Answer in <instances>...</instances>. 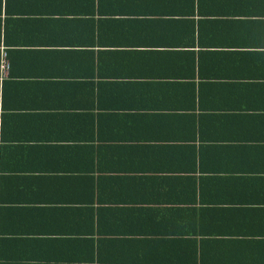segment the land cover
I'll list each match as a JSON object with an SVG mask.
<instances>
[{
  "label": "crops",
  "instance_id": "crops-1",
  "mask_svg": "<svg viewBox=\"0 0 264 264\" xmlns=\"http://www.w3.org/2000/svg\"><path fill=\"white\" fill-rule=\"evenodd\" d=\"M0 264H264V0H0Z\"/></svg>",
  "mask_w": 264,
  "mask_h": 264
},
{
  "label": "trees",
  "instance_id": "trees-1",
  "mask_svg": "<svg viewBox=\"0 0 264 264\" xmlns=\"http://www.w3.org/2000/svg\"><path fill=\"white\" fill-rule=\"evenodd\" d=\"M88 242H91V240H89ZM93 242V241H92ZM118 244L113 245V241H108L110 246H120V247H131V239H122L120 241H117ZM94 246H102L103 242L101 241L98 245L93 244Z\"/></svg>",
  "mask_w": 264,
  "mask_h": 264
},
{
  "label": "built area",
  "instance_id": "built-area-1",
  "mask_svg": "<svg viewBox=\"0 0 264 264\" xmlns=\"http://www.w3.org/2000/svg\"><path fill=\"white\" fill-rule=\"evenodd\" d=\"M6 50H4L3 54V59H2V63H1V75L2 77H6V75L8 74L9 72V64L7 63V60H6Z\"/></svg>",
  "mask_w": 264,
  "mask_h": 264
}]
</instances>
